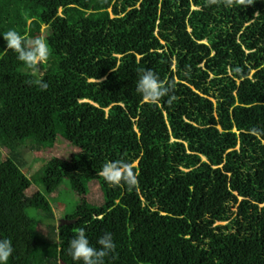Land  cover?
<instances>
[{"label":"trees","instance_id":"obj_1","mask_svg":"<svg viewBox=\"0 0 264 264\" xmlns=\"http://www.w3.org/2000/svg\"><path fill=\"white\" fill-rule=\"evenodd\" d=\"M46 28V91L0 37V237L8 264H74L69 241L105 232L106 264H264V0L246 9L206 0H0V33ZM239 68L240 72L235 70ZM142 69L174 85L171 105L136 92ZM81 153L45 166L38 192L22 150ZM109 161L135 185L112 186ZM103 195L89 201L90 184ZM81 199L61 220L49 195ZM57 205H59L57 203ZM35 213V215H32ZM44 231L40 232V227Z\"/></svg>","mask_w":264,"mask_h":264},{"label":"clouds","instance_id":"obj_2","mask_svg":"<svg viewBox=\"0 0 264 264\" xmlns=\"http://www.w3.org/2000/svg\"><path fill=\"white\" fill-rule=\"evenodd\" d=\"M255 0H206L209 7L223 9H246L252 6ZM31 23V21H29ZM6 42V49L13 52L16 60L30 75L29 83L46 91L48 83L41 76L42 65L49 64L52 59V50L46 39L40 36L29 37L16 29H8L0 33ZM237 73L240 69L235 70ZM136 92L141 98L150 103L158 104L162 100L171 105L177 100L174 94V85L161 80L158 73L152 69H142L136 81ZM253 134L264 136V129L253 128ZM130 168L121 161H109L102 166L101 175L106 183L119 186L122 183L129 187L135 185V178H129L126 169ZM97 246L90 243L84 228L69 241L68 253L74 264H106V258L116 251V243L110 232H105L96 241ZM14 251L11 239L0 237V264H8Z\"/></svg>","mask_w":264,"mask_h":264},{"label":"rangeland","instance_id":"obj_3","mask_svg":"<svg viewBox=\"0 0 264 264\" xmlns=\"http://www.w3.org/2000/svg\"><path fill=\"white\" fill-rule=\"evenodd\" d=\"M31 28V36L41 35L44 36L46 33V28L39 27L34 25V23L30 24ZM76 153H81V151L77 150L73 145L69 144L64 138L61 136L58 137L57 144L53 149H43L41 151H35L31 148H24L22 150V160L25 165V173L32 180L33 186L26 194V199L33 197L38 192L45 193L41 184H39L40 173L42 169L51 164L53 166H60L65 161L71 160L72 156ZM7 158V151L0 149V162ZM48 199L53 204V208L55 211L56 219L59 221L65 217L66 212L73 211L76 206H78L80 202V198L78 195L72 191L69 184H65L59 193L54 195H49ZM88 199L91 203L96 205H101L103 203V195L100 190V187L96 182H92L90 184V194ZM57 203L59 205H57ZM32 215H35L33 213ZM40 232L44 227H40Z\"/></svg>","mask_w":264,"mask_h":264}]
</instances>
